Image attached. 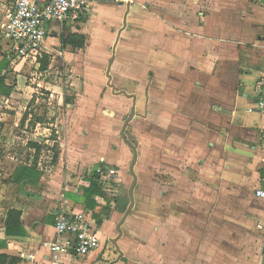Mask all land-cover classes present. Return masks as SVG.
<instances>
[{
	"label": "crops",
	"instance_id": "0c3cea01",
	"mask_svg": "<svg viewBox=\"0 0 264 264\" xmlns=\"http://www.w3.org/2000/svg\"><path fill=\"white\" fill-rule=\"evenodd\" d=\"M14 1L0 0V24ZM88 22L89 33L77 32L90 42L94 27L108 30L102 41L103 46L112 42L111 82L136 97H129L136 115L126 131L133 130L148 154L145 167L133 143L139 152L138 182L117 242L119 256L102 252V233L99 249L85 257L51 252L62 194L83 197L79 203L67 199L72 209L95 211L85 195L95 172L76 179L63 169L64 151L49 173L27 178L31 185L40 180L41 188L14 192L11 206L3 216L0 212V253L20 258L16 264H212L221 259V264H252L245 261L257 235L264 246V198L256 194L264 190V117L256 108L264 76V0H97L81 20L49 23L48 37L57 40L64 27ZM45 51L44 56L50 54L47 44ZM90 130L68 144L67 162L100 155H78L85 151L78 148L82 140L92 138ZM107 137L101 133L98 141ZM102 199L103 194L94 196L99 210ZM11 208L22 211L25 236L6 234Z\"/></svg>",
	"mask_w": 264,
	"mask_h": 264
},
{
	"label": "rangeland",
	"instance_id": "374dc122",
	"mask_svg": "<svg viewBox=\"0 0 264 264\" xmlns=\"http://www.w3.org/2000/svg\"><path fill=\"white\" fill-rule=\"evenodd\" d=\"M86 19H90V14ZM90 27V22L75 24L64 27L57 40L52 36L48 37L45 45H49L51 51L46 69H42L41 65L37 68L30 62L22 63L15 59L0 30V61L3 57L11 61L2 75L5 83L13 88L9 96L0 92V212L3 216L11 206L10 197L14 192L41 188L40 180L35 185H31L25 177L22 178L23 181H17L19 176H23L22 167H30L36 163L38 171L49 173L55 152L64 151L63 169L69 168L76 179L94 172L99 176L104 203L97 217L102 226V252L112 257L114 254L119 256L112 239L117 237V224L129 206L128 192L133 181L129 173L132 151L123 138L122 142L115 138L121 137L124 121L131 112L132 99L114 94L111 87L107 86L106 70L112 55V42L103 46L102 39L108 31L104 25L100 29L93 26V39L91 42L87 39V47L83 49L62 45V38L77 31L85 30L89 33L92 29ZM102 48L105 51L99 53ZM99 114L102 116L98 117ZM75 125L79 128L76 129ZM90 127L93 130L92 138L88 142L82 140L84 143L78 148L85 151L78 155L80 157L87 154L88 159L94 154L100 155L88 160L89 162L85 159L84 162H67L65 155L68 144L83 137L84 133L89 136ZM109 131L114 144L110 141ZM101 133H107L105 141H98ZM126 134L137 149L140 148V161L144 162L148 158L144 145L140 146L133 130L127 129ZM32 142L36 143L35 147ZM88 143L90 147H87ZM102 152L106 154L107 160L111 159L119 165L103 159L105 154H101ZM125 156L130 157L122 164L121 159ZM97 162L99 166L94 165ZM144 165L146 167L145 162ZM112 168L117 173L108 177ZM54 172L55 170L51 171ZM66 195L68 200L76 203L83 200L82 196L73 192H67ZM255 242L257 245L251 249L252 256L248 257L246 263L258 264L264 260L263 255L258 258L256 256L261 251L264 254L263 242L258 235ZM221 262L223 263L222 259L212 264Z\"/></svg>",
	"mask_w": 264,
	"mask_h": 264
},
{
	"label": "built area",
	"instance_id": "2783aa9c",
	"mask_svg": "<svg viewBox=\"0 0 264 264\" xmlns=\"http://www.w3.org/2000/svg\"><path fill=\"white\" fill-rule=\"evenodd\" d=\"M95 1L15 0L4 11L0 30L14 58L22 63L30 62L38 68L46 53L49 23L81 20ZM256 108L264 117V76L259 83ZM248 110L252 111L251 108ZM260 145L264 149V125L260 132ZM116 173L112 168L108 174ZM256 194L264 198V190L259 189ZM53 226L56 238L50 243V250L54 256L67 253L85 257L101 246L102 231L93 212L90 209H72L63 194L55 212Z\"/></svg>",
	"mask_w": 264,
	"mask_h": 264
},
{
	"label": "trees",
	"instance_id": "16d2710c",
	"mask_svg": "<svg viewBox=\"0 0 264 264\" xmlns=\"http://www.w3.org/2000/svg\"><path fill=\"white\" fill-rule=\"evenodd\" d=\"M86 44V37L83 34L79 33H72L66 38H62V45L66 47L67 45H73L77 48H84ZM49 55H45L44 58L41 59V68L46 69L49 65ZM11 64L10 59L7 57H3L0 61V92L6 96H9L13 90L12 86L5 83V79L2 75V72ZM32 146H36V143H31ZM59 156V151H56L54 154V162L57 161ZM23 172L21 173L23 176H19V178H29L31 180L38 179L41 175V172L38 171L35 167H22L21 169ZM98 175V174H97ZM96 172L88 178L89 185L85 188V195L87 197V204L90 208H93L94 215L98 217V211L100 208L96 201L94 200L95 195H102L103 191L101 190L99 184L96 181ZM21 215L22 211L11 208L8 211L6 220H5V227H6V234L12 237H21L27 234L26 230L21 223ZM21 259L0 253V264H16Z\"/></svg>",
	"mask_w": 264,
	"mask_h": 264
},
{
	"label": "water",
	"instance_id": "95a60500",
	"mask_svg": "<svg viewBox=\"0 0 264 264\" xmlns=\"http://www.w3.org/2000/svg\"><path fill=\"white\" fill-rule=\"evenodd\" d=\"M99 1H115V0H99ZM129 10V8H128ZM128 13V11H127ZM125 26H126V20H125ZM120 36V35H119ZM119 40V37L117 38V41ZM116 44L117 42L115 43V46H114V50L116 49ZM114 60V56L113 58L111 59V63L107 69V77H108V86H110L112 89H113V92L116 93V94H124L125 96L127 97H131L134 99L135 101V95L134 94H129L127 91L125 90H120V91H117L116 90V86L111 82V79H112V75L110 73V69H111V64ZM136 115V109H135V106L132 107L131 109V113L129 115V117L125 120L124 122V125H123V128H122V131H121V136L127 141V143L129 144V146L133 149V152H134V156H133V160H132V163L130 165V173L131 175L133 176V182L130 186V189H129V197H130V204H129V207L128 209L126 210V212L124 213L122 219L119 221V223L117 224V231H118V235L117 237H115L114 239H112L113 243L115 244V246L119 249V246H118V240L122 237L123 235V229H122V225L123 223L125 222L126 218L128 217V215L131 213L133 207H134V204H135V197H134V191H135V188L137 186V182H138V177H137V174L135 172V165L137 163V159H138V152H137V149L135 147V145L127 138V135L125 133L126 131V128L129 124V122L135 117ZM122 254V253H121Z\"/></svg>",
	"mask_w": 264,
	"mask_h": 264
}]
</instances>
